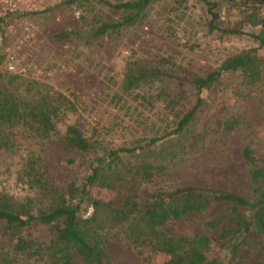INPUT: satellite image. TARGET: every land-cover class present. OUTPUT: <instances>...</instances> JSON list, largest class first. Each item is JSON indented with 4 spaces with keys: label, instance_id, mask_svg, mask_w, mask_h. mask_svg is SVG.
<instances>
[{
    "label": "rangeland",
    "instance_id": "1",
    "mask_svg": "<svg viewBox=\"0 0 264 264\" xmlns=\"http://www.w3.org/2000/svg\"><path fill=\"white\" fill-rule=\"evenodd\" d=\"M212 1L217 4V26H240L245 33L218 37L217 32L208 31V16L200 0H156L134 24L97 37L90 35L93 27L116 21L124 12L97 0H0V16L10 18L0 24V86L23 104L49 98L59 113L55 131L48 137L18 131L14 136L17 150L0 151V192L16 199L30 198L34 210H44L57 190L70 182L81 183L95 153L162 136L149 147L122 154L121 161L160 166L152 185L191 184L252 197L255 185L247 177L240 151L248 145L255 156L264 158V82L251 88L242 84L237 71L222 73L215 84L201 91L202 103L186 129L165 135L192 104L190 78L204 75L241 49L255 47L264 58V43L258 45L249 35L259 33V28L237 23L235 7ZM139 59L178 78L180 86L163 75L140 82L132 91L122 90L126 67ZM57 94L65 97V105L59 106ZM227 118H236L238 125L223 134ZM69 123L93 142L91 152L81 153L68 145L64 131ZM201 127L210 130L207 142L180 152L186 137ZM28 152L34 153L41 175L33 186L16 179ZM89 196L104 201L113 194L91 188ZM226 207V203H214L205 211L190 212L166 224L174 233L206 234V258L231 264L222 245L227 239H220L219 230L207 223ZM89 211L81 205L83 214ZM18 235L25 237V230ZM14 239L0 231V246L9 248ZM104 250L110 264H142L141 256L126 241L109 240ZM238 252L243 263L264 262V238L249 235ZM165 258L161 253L150 254L152 264ZM73 264L83 263L75 258Z\"/></svg>",
    "mask_w": 264,
    "mask_h": 264
},
{
    "label": "trees",
    "instance_id": "2",
    "mask_svg": "<svg viewBox=\"0 0 264 264\" xmlns=\"http://www.w3.org/2000/svg\"><path fill=\"white\" fill-rule=\"evenodd\" d=\"M80 1L89 0H65L66 3ZM97 1L124 14L116 21H103L93 27L90 32L92 37L134 24L144 16L147 6L156 0ZM200 1L208 16V31L217 32L218 37L245 33L240 26H217L215 22L219 15L216 2ZM222 1L229 7H235L237 23L259 28V33L249 35L262 45L264 0ZM5 17L0 16V24L10 21ZM231 71L238 72L245 86H258L264 82V58L256 54L255 47L241 49L225 56L204 75L190 78L188 86L192 104L165 135L184 131L202 103L201 91L215 84L222 73ZM163 75L180 86L178 78L163 74L157 66L145 64L142 59L129 62L123 73L121 88L126 92L132 91L140 82ZM56 97L59 106L67 102L62 95L57 94ZM48 99L42 98L37 104L31 99L28 104H23L14 93L0 86V151L13 153L17 150L19 146L14 136L18 131L42 139L54 133V121L59 118L58 105ZM235 125H238L236 118H227L221 132L226 134ZM161 137L95 153L81 183L75 185L70 182L57 190L53 201L44 210H34L30 198L16 199L0 192V231L15 238L9 248L0 246V264H73L75 258L83 264H110L104 250L109 240L128 242L141 256L142 264H152V253L166 256L158 264H226L224 259L206 258L209 243L206 234H178L166 224L187 213L205 211L214 203L227 204L223 211L207 222L210 228L219 230L220 239H227L222 244L227 261L231 264H264L259 260L243 263L238 252L249 235L264 238V158L255 156L248 145L240 151L247 165V177L255 185L250 198L191 184L152 185L160 166L150 162L123 163L121 155L149 147ZM208 137L209 128L201 127L186 137L187 143L179 150L184 153L193 151L203 146ZM64 138L76 151L89 153L93 150V142L71 123L65 126ZM16 179L31 186L40 182L41 175L33 152L26 153L16 171ZM91 188L109 190L113 196L104 201L92 198L89 196ZM82 204L90 208L87 214L81 212ZM21 229L25 230V237L18 235ZM145 251L148 255H144Z\"/></svg>",
    "mask_w": 264,
    "mask_h": 264
}]
</instances>
